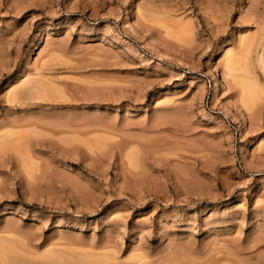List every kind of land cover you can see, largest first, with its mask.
Returning <instances> with one entry per match:
<instances>
[{"label": "rangeland", "instance_id": "374dc122", "mask_svg": "<svg viewBox=\"0 0 264 264\" xmlns=\"http://www.w3.org/2000/svg\"><path fill=\"white\" fill-rule=\"evenodd\" d=\"M263 40L264 0H0V264H264Z\"/></svg>", "mask_w": 264, "mask_h": 264}, {"label": "bare ground", "instance_id": "6f19581e", "mask_svg": "<svg viewBox=\"0 0 264 264\" xmlns=\"http://www.w3.org/2000/svg\"><path fill=\"white\" fill-rule=\"evenodd\" d=\"M263 42H264V40H263ZM263 42H261V43H263ZM250 44L253 45L254 43H252V41H251ZM250 46H251V45H250ZM262 55H263V54H262ZM256 58H257V57H256ZM260 58H261V56H260ZM262 59H263V57H262ZM259 60H261V59H259ZM263 60H264V59H263ZM258 62H261V64H264V62L262 63V60H261V61H258ZM260 67H261V66H260ZM263 68H264V66H263ZM252 80H253V79H252ZM254 80H255V79H254ZM256 82H257V80H256ZM257 83H258V82H257ZM262 84H263V83H262ZM253 86H254V85H253ZM255 86H256V85H255ZM258 86H259V85H258ZM38 87H40V86H38ZM259 87H260V86H259ZM256 88H257V87H256ZM260 88L262 89L263 87H260ZM247 89H248V88H247ZM263 89H264V88H263ZM45 90H47V89H45ZM249 90H250V88H249ZM255 90H256V89H255ZM38 91H39V90H38ZM262 91H263V90H262ZM262 91H261V93H263ZM251 92H252V91H251ZM25 93H26V92H25ZM42 93H43V91H42ZM44 93H46V92L44 91ZM44 93H43V94H44ZM247 93H248V92H247ZM253 93H254V92H253ZM43 94H42V95H43ZM45 95H46V94H45ZM257 95H259V94H257ZM257 95H256V96H257ZM262 95H263V94H262ZM257 97H258V96H257ZM43 98H44V97H43ZM44 99H46V98H44ZM251 99H253V97H252ZM254 99H255V97H254Z\"/></svg>", "mask_w": 264, "mask_h": 264}]
</instances>
